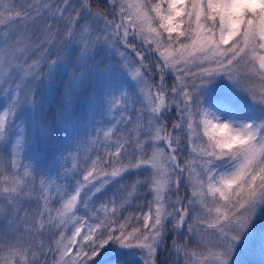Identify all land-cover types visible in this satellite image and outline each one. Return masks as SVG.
I'll return each instance as SVG.
<instances>
[{
    "label": "snow or ice",
    "instance_id": "obj_1",
    "mask_svg": "<svg viewBox=\"0 0 264 264\" xmlns=\"http://www.w3.org/2000/svg\"><path fill=\"white\" fill-rule=\"evenodd\" d=\"M262 211L264 0H0V264L264 260Z\"/></svg>",
    "mask_w": 264,
    "mask_h": 264
},
{
    "label": "rangeland",
    "instance_id": "obj_2",
    "mask_svg": "<svg viewBox=\"0 0 264 264\" xmlns=\"http://www.w3.org/2000/svg\"><path fill=\"white\" fill-rule=\"evenodd\" d=\"M5 2H7V0H5ZM137 43V45L139 46V40H136L135 41ZM102 54V53H101ZM99 58V57H98ZM120 79L121 78H117L116 80V84L117 86L119 85L120 83ZM171 78L169 77V80ZM222 87H218L217 89V94H220V92L222 91ZM263 212V211H262ZM261 212V214H262ZM260 214V216H261ZM260 216L257 218L255 224H254V230L255 231H260V230H264V225L263 224H259L258 221H259V218ZM263 219V218H262ZM246 240L248 239L247 237L245 238ZM260 256L258 254H255V255H245L244 254V248H243V245L238 249V252H237V261L240 262V264H264V260L261 259V257L259 258Z\"/></svg>",
    "mask_w": 264,
    "mask_h": 264
},
{
    "label": "trees",
    "instance_id": "obj_3",
    "mask_svg": "<svg viewBox=\"0 0 264 264\" xmlns=\"http://www.w3.org/2000/svg\"><path fill=\"white\" fill-rule=\"evenodd\" d=\"M32 148H33V151L36 152V153H44L46 151H49V149L46 147V145H44L43 143H40V142L35 143L32 146ZM258 223L264 225V211L262 212V214H261V216L259 218ZM112 259H116V257H113Z\"/></svg>",
    "mask_w": 264,
    "mask_h": 264
}]
</instances>
